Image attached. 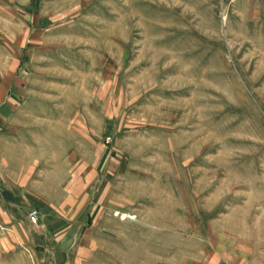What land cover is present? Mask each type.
<instances>
[{
  "label": "rangeland",
  "instance_id": "obj_1",
  "mask_svg": "<svg viewBox=\"0 0 264 264\" xmlns=\"http://www.w3.org/2000/svg\"><path fill=\"white\" fill-rule=\"evenodd\" d=\"M9 72L0 264H264V0H0Z\"/></svg>",
  "mask_w": 264,
  "mask_h": 264
},
{
  "label": "crops",
  "instance_id": "obj_2",
  "mask_svg": "<svg viewBox=\"0 0 264 264\" xmlns=\"http://www.w3.org/2000/svg\"><path fill=\"white\" fill-rule=\"evenodd\" d=\"M12 75L11 72L8 74H1L0 73V108L8 107L11 109V85H12ZM5 117H0V120L2 121Z\"/></svg>",
  "mask_w": 264,
  "mask_h": 264
},
{
  "label": "built area",
  "instance_id": "obj_3",
  "mask_svg": "<svg viewBox=\"0 0 264 264\" xmlns=\"http://www.w3.org/2000/svg\"><path fill=\"white\" fill-rule=\"evenodd\" d=\"M30 216L33 220H35V211L31 212Z\"/></svg>",
  "mask_w": 264,
  "mask_h": 264
}]
</instances>
